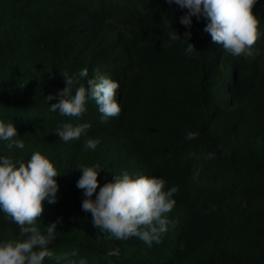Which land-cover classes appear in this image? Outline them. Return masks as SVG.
Wrapping results in <instances>:
<instances>
[{
	"label": "trees",
	"instance_id": "16d2710c",
	"mask_svg": "<svg viewBox=\"0 0 264 264\" xmlns=\"http://www.w3.org/2000/svg\"><path fill=\"white\" fill-rule=\"evenodd\" d=\"M253 11L252 55L232 56L212 43L206 20L181 24L187 9L166 0H0V121L25 145L0 140V156L27 163L39 151L60 173L57 200L43 201L36 224L46 233L59 218L43 264H264V0ZM174 30L191 32V54L188 41L170 40ZM95 69L120 84L118 116L101 123L91 98L79 118L50 110L66 86L62 71L79 81L74 94ZM64 123L89 124L95 150L84 136L60 140ZM81 165L101 168L100 186L127 171L176 187L161 242L95 228L76 186ZM19 238L0 210V242Z\"/></svg>",
	"mask_w": 264,
	"mask_h": 264
},
{
	"label": "clouds",
	"instance_id": "9594fccd",
	"mask_svg": "<svg viewBox=\"0 0 264 264\" xmlns=\"http://www.w3.org/2000/svg\"><path fill=\"white\" fill-rule=\"evenodd\" d=\"M181 9H187L180 18L181 24L191 26L192 17L206 20L204 31L211 36L212 43L222 46L232 56L252 55L251 49L259 38V20L254 14L258 0H166ZM191 32L181 37L175 30L170 40L180 38L189 42ZM166 45L162 44V47ZM195 46L188 43L186 54H191ZM62 74L66 86L58 93L59 101L50 105V110L66 117H82L86 111V100L91 98L98 106L101 123L116 117L121 112L117 101L120 88L118 81L94 70L87 84L80 83L73 94V85L79 81L67 72ZM79 78L88 77V69L77 74ZM51 95L47 100H51ZM87 123L73 126L64 123L56 134L64 142L85 137V149L95 150L99 140L88 138ZM195 133L188 132L186 139H193ZM13 123L0 121V140L6 142L9 150L13 147L23 149L24 141L18 139ZM81 175L77 188L83 191L82 210L91 213V223L102 232L117 240L137 237L149 246L160 243L170 223L167 218L174 205L173 194L176 187L165 190L163 178L148 175L133 177L127 171L114 175V179L99 185V168L81 165L77 167ZM60 175L53 163L39 151L32 153L27 163L14 161L10 155L0 156V210L19 227V239L0 242V264H43L45 258H52L48 245L56 238L57 221L50 222L46 233L36 226L44 208L43 201L55 203L57 200ZM97 188L99 191L97 193ZM95 194V198L93 195ZM72 256L77 255L73 250ZM59 260L60 258L57 257ZM66 259V257H65ZM69 264H75L70 261ZM79 264H86L81 259Z\"/></svg>",
	"mask_w": 264,
	"mask_h": 264
},
{
	"label": "bare ground",
	"instance_id": "6f19581e",
	"mask_svg": "<svg viewBox=\"0 0 264 264\" xmlns=\"http://www.w3.org/2000/svg\"><path fill=\"white\" fill-rule=\"evenodd\" d=\"M175 240V239H174Z\"/></svg>",
	"mask_w": 264,
	"mask_h": 264
}]
</instances>
